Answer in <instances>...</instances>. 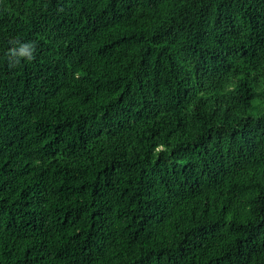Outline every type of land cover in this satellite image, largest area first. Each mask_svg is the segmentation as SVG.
Segmentation results:
<instances>
[{
    "label": "trees",
    "instance_id": "1",
    "mask_svg": "<svg viewBox=\"0 0 264 264\" xmlns=\"http://www.w3.org/2000/svg\"><path fill=\"white\" fill-rule=\"evenodd\" d=\"M0 264H264V0H0Z\"/></svg>",
    "mask_w": 264,
    "mask_h": 264
},
{
    "label": "clouds",
    "instance_id": "2",
    "mask_svg": "<svg viewBox=\"0 0 264 264\" xmlns=\"http://www.w3.org/2000/svg\"><path fill=\"white\" fill-rule=\"evenodd\" d=\"M14 51H15V50H13V52H14ZM20 54H21V55H25V54H29V53H26L24 49H21ZM29 58H31L30 54H29Z\"/></svg>",
    "mask_w": 264,
    "mask_h": 264
}]
</instances>
